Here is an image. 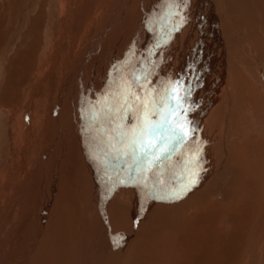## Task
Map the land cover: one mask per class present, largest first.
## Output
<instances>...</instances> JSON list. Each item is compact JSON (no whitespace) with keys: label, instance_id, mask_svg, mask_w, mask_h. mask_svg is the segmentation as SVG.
Wrapping results in <instances>:
<instances>
[{"label":"bare ground","instance_id":"obj_1","mask_svg":"<svg viewBox=\"0 0 264 264\" xmlns=\"http://www.w3.org/2000/svg\"><path fill=\"white\" fill-rule=\"evenodd\" d=\"M42 2L44 46L36 44L39 53L35 47L26 51L14 68L19 79L0 95L5 120L0 124V264H155L147 242L161 224H176L177 235L194 224L188 236L194 247L183 251L189 257L183 264H234L232 242L223 248L218 242L216 217L220 208L232 210L234 191L249 197L244 175L264 178V0H188L180 9L182 25L178 17L165 22L170 0ZM173 25L181 26L166 36ZM5 35L0 34V49ZM213 52H221L228 67H219ZM145 59L155 65L151 87L160 90L177 81L182 70L188 82L183 84L200 97L195 107L184 104L191 108L187 119L195 131L165 161L167 187L157 192L162 196L187 182L186 162L199 149L204 177L199 173L198 183L178 200L148 198L142 184L119 183L118 177L129 175L119 167L108 169L110 181L107 137L101 131L110 125L91 120L92 106L114 89L116 69L138 72ZM236 67L250 81L251 95L235 91ZM250 132L255 136L241 144ZM235 143L263 167L247 164L250 171ZM255 192L260 195L261 186ZM259 203L264 210V195ZM205 205L190 221L191 213ZM46 231H56L57 253L46 250ZM171 244L174 253L182 252L180 244Z\"/></svg>","mask_w":264,"mask_h":264},{"label":"snow or ice","instance_id":"obj_2","mask_svg":"<svg viewBox=\"0 0 264 264\" xmlns=\"http://www.w3.org/2000/svg\"><path fill=\"white\" fill-rule=\"evenodd\" d=\"M187 2L170 0L165 22L178 17L182 25L185 18L180 9L186 7ZM181 25L168 28L165 35L170 36ZM156 46L159 47V43ZM154 71L155 65L150 59L142 62L138 72L125 74L122 68H117L114 89L92 106L91 120L110 125L101 129L107 137L105 154L110 159L106 160L105 168L110 181L112 176L108 169L119 167L129 173L127 180L118 177L119 183L142 184L148 198L178 200L198 183L199 149L192 152L186 162L187 182H180L178 188L168 190L165 195H157V192L167 187L163 180L165 161L186 145L195 131L187 119L191 108L184 106L193 89L180 80H170L157 90L149 84ZM126 121L132 122L130 126ZM120 239L122 237L114 241V246L119 245Z\"/></svg>","mask_w":264,"mask_h":264},{"label":"rangeland","instance_id":"obj_3","mask_svg":"<svg viewBox=\"0 0 264 264\" xmlns=\"http://www.w3.org/2000/svg\"><path fill=\"white\" fill-rule=\"evenodd\" d=\"M24 1H26V2H24ZM32 1H30V0H0V25L2 26V27L1 26L0 27L3 29V31H2V29L0 28V34H3V32H5L7 35V39L6 40L3 39V40H5V43H3V45H1L2 48L0 49V64H2V65H0V71H1L0 72V76H1L0 77V89H1L0 95L5 92L4 91L5 88L7 89L6 85H8V84H9V86L12 85L13 78H14V80H16L18 78L15 73H19L20 71H18L17 69H14V68L16 66H18L17 64L21 62V60L23 59V57L26 56V54H28V53H26V51L30 52V49L35 47V48H37V52H38V50H40L42 48V46H44L43 37L45 36L44 35L45 29H44L43 2H42L44 0H32ZM7 8H8V10H7ZM26 9H28V10H26ZM35 12H36V14L34 15ZM45 19H46V17H45ZM18 34H20V35H18ZM36 44H38L40 49L37 47ZM6 47L8 49H5ZM211 54L213 57H215V61L217 62V64L220 63L219 67H221L222 69L225 68V66L227 64L224 62V59H223V56L221 55V52H218V53L213 52ZM227 67H228V65H227ZM178 73H179V77H178L179 79L178 78L177 79L182 81L183 83L186 82V84H187L188 82L186 79L185 71L181 70ZM232 73H233V80L237 82L236 87H235V88H237V90H235V91H237V93H241V92L243 93V91H244V92H247L248 95H251V93L247 89V88H251V86H252L251 84H249L250 81L248 79L244 78L243 75H241L239 73V70L237 67L232 69ZM11 77H12V79H11ZM9 78L11 80H9ZM196 82L197 81H195V83ZM242 83H245V86H243ZM198 85L199 84L197 82V86ZM2 86H6V87H2ZM193 93H196V92H193ZM193 93L191 94V96H189L186 99L185 103L187 102L190 105L195 107L196 104L199 103L200 97H199V99L196 98L195 94H193ZM194 96L197 99V102L195 101L196 99L194 98ZM191 97L194 100L190 99ZM254 97L255 98L252 97L253 99L251 101L253 103L257 99L256 96H254ZM190 101L192 103H190ZM250 105H252V103ZM254 105H255V103L252 105L253 108L255 107ZM0 117L2 118V119L0 118V120L2 122L0 124L3 125L5 123V120L2 116H0ZM253 129H257V128L254 127ZM256 132L257 133H255V135L259 133V131H256ZM255 135H254V133L252 134V132L248 133L247 135H245L246 138L244 139V141L240 142V143L243 144L245 142H249L250 137H252V136L254 137ZM1 137L2 136H0V147H1L0 148V150H1L0 151V157L3 154L2 146H1V140L3 139V137L2 138ZM235 144L233 145V147L235 149L234 151L237 152L238 157L241 154V162L244 163L245 166H247V164H248V166H250V168L252 169L253 166L255 167L256 165H258L259 170L261 167H263V163L261 160L257 161L256 163L254 161H251L252 160L251 156L248 155L247 153L243 154L240 150H238L240 148L239 144H237V143H235ZM242 150L245 151L244 149H242ZM245 152H247V151H245ZM199 158H200L199 159V168L201 170H203V172L200 170L199 173L204 177V173H205L204 169H206L205 158L202 155ZM1 159H3V160H1ZM1 159H0V164L4 162L3 156L1 157ZM251 169H250V171H252ZM243 173H244V171H243ZM201 175L199 177H202ZM243 175H242V177H243ZM243 178L245 180L242 181L241 183H242L243 187L245 189H247V191H248L247 195L249 197L247 199L243 198V196H242L243 192H241L242 190H240L239 196L237 194H235V191H234V195H233L234 197L232 196V204H231L232 210L230 212H228L225 210L223 211L222 208L219 209V212L217 213V214H219V217H216L217 218L216 223L218 226L215 230H216L217 237L219 239H221V240H218L220 247L222 246V248H223V246H225L226 241L232 242L231 247H232V252H233V254H232L233 262L235 261L234 264H264V210L263 209L261 210L260 203H259L260 202V195H264V178L262 179V176H261L260 178L253 179L252 176H250V175L247 178L244 175ZM238 180H239V182L235 186L236 189H237V187L240 183V180H241L240 176H239ZM260 186H261L262 192L259 195L255 191ZM255 193H256V195H255ZM208 206L209 205L202 206L201 208H198L197 210H195V212H192L191 216H190L191 219L187 218V221H189V219L191 221L194 218H196L198 216V214L205 211V209H207ZM69 211L70 210H68V212ZM196 212H198V214ZM223 213H225L226 215ZM228 219H230V220H228ZM207 222L205 223V225L207 224ZM191 223H193V222H191ZM191 223H188V224L191 225ZM200 224L202 225V223H200ZM244 225H245V227H244ZM161 226L163 228L158 227V228H161V231H158L156 236L152 235L147 242L148 249H150L152 251L151 255L154 258L156 257L155 259L153 258V260H155V264H163V263L164 264H183L184 262H189V260H188L189 257H187L188 254H183V251L187 248V246L189 248L194 247L193 242L190 241V239L188 238L189 233L191 232V229H193L192 227L194 226V224H193V226L191 225V227H187V229H185L186 231H184V232L179 231L178 235H177L178 231H176L174 229L176 227V224H161ZM167 228H169V229H167ZM172 229H174V230H172ZM166 231H168V232H166ZM46 232L48 235H50V237L46 241L47 242L46 245H48V246L45 245L46 250H49L51 252L53 251L52 253H57L56 252L57 246H53V245H57L56 244L57 243L56 231H49V232L46 231ZM44 235H45V233H44ZM174 235H177V236H174ZM136 236L138 238L139 234H137ZM136 236L133 238V241L137 240ZM170 236H172V237L169 238ZM185 236H186V238H185ZM166 237H167V239H166ZM202 237H203V235H199L197 237H194L195 238L194 242H199ZM241 237H243V239ZM151 238H155V240H153ZM231 238H232V240H231ZM150 239H151V241H150ZM158 239H161V240H158ZM173 239H176V240H173ZM234 239H236V240H234ZM51 240H52V242H51ZM160 241L162 243H160ZM173 242H175L176 244H180L182 246V248H183L182 252H180L179 250H177V252H175V253L173 252V250L175 249V248H173V245H172ZM183 242H185V243L181 244ZM165 243L167 246L164 245ZM170 243H172L171 245H172L173 250L169 247ZM163 245L166 248H164L162 250L160 247ZM156 247H158L157 250H154V249H156ZM194 249H196V248H194ZM165 250H166V252H165ZM159 251H160V253H159ZM159 254H161L160 257H158ZM177 255H180V256H177ZM169 256H171V258ZM229 256L230 255H228V257ZM221 258L223 260H225L224 255H221ZM248 258H250V259H248ZM163 259H164V261H163ZM184 259H185V261H184ZM153 260H152V262H153ZM224 264H226V263H224Z\"/></svg>","mask_w":264,"mask_h":264}]
</instances>
